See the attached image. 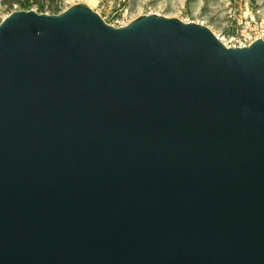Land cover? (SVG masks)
<instances>
[{"label":"water","instance_id":"1","mask_svg":"<svg viewBox=\"0 0 264 264\" xmlns=\"http://www.w3.org/2000/svg\"><path fill=\"white\" fill-rule=\"evenodd\" d=\"M0 264H264V40L11 12Z\"/></svg>","mask_w":264,"mask_h":264},{"label":"rangeland","instance_id":"2","mask_svg":"<svg viewBox=\"0 0 264 264\" xmlns=\"http://www.w3.org/2000/svg\"><path fill=\"white\" fill-rule=\"evenodd\" d=\"M27 1L29 10L47 15L84 4L113 27L155 14L184 23L202 24L215 36L253 27L264 18V0H0V22L14 7L23 10L22 5Z\"/></svg>","mask_w":264,"mask_h":264},{"label":"built area","instance_id":"3","mask_svg":"<svg viewBox=\"0 0 264 264\" xmlns=\"http://www.w3.org/2000/svg\"><path fill=\"white\" fill-rule=\"evenodd\" d=\"M17 10L14 7L12 12ZM216 38L226 48H246L256 40H264V18L253 27H247L230 35H216Z\"/></svg>","mask_w":264,"mask_h":264},{"label":"trees","instance_id":"4","mask_svg":"<svg viewBox=\"0 0 264 264\" xmlns=\"http://www.w3.org/2000/svg\"><path fill=\"white\" fill-rule=\"evenodd\" d=\"M22 6H23V10H29V8H30V4H29L28 1L24 5H22Z\"/></svg>","mask_w":264,"mask_h":264}]
</instances>
